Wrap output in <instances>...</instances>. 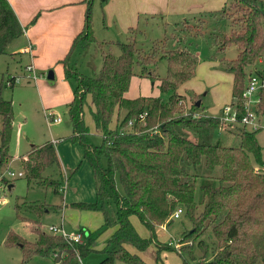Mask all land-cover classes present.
Returning <instances> with one entry per match:
<instances>
[{
  "label": "trees",
  "instance_id": "obj_1",
  "mask_svg": "<svg viewBox=\"0 0 264 264\" xmlns=\"http://www.w3.org/2000/svg\"><path fill=\"white\" fill-rule=\"evenodd\" d=\"M91 2L85 0L82 28L60 64L64 79L75 82L71 99L65 105L71 127L69 140L77 144L81 160L92 171L95 196L92 202L69 206L100 213L99 232L110 230V235L100 251L93 249L96 236L87 230H80L83 240L77 245L38 228L33 229V242L9 233L5 244L20 249L21 264L34 256L51 258L52 264H77V258L82 260L91 253L103 256L97 264H145L136 253L145 252L151 245L155 247L156 263L160 242L156 240L155 229L170 223L169 216L179 204L190 225L178 241L181 253L194 260L192 247L182 245L189 242L195 243L201 255L200 264H264V175L254 172L252 165L261 168L264 163L256 132L234 127L238 146L223 147L218 142L210 143V137L220 131L229 134L232 128L220 127L212 116L192 118V111L200 105L197 96L186 116L177 113L180 96L176 91L193 77L198 62L187 50H169L158 56L165 62L164 76L157 86L159 97L126 98L135 67L140 68L138 76L153 83L154 76L145 68L147 64L155 65L154 52L151 57L141 56L133 37L125 42H97L91 29ZM222 13L231 19L232 26L222 47L233 45L238 50L225 71L231 76L230 102L240 113L241 95L250 76L247 69L253 67L254 74L263 76L254 67H261L264 60V2L233 0L223 6ZM132 30L128 28L127 33ZM22 32L7 1L0 0V55H5L8 44ZM89 44L114 45L118 51L116 56L108 52L102 55L101 66L93 77L83 76L68 65L73 48ZM6 86L13 87L14 79H8ZM162 95H167L166 99ZM256 99L254 111L260 116L264 114V89ZM85 107L101 139L98 145L91 144L86 137ZM0 119L1 168L10 159L7 153L12 131L10 102L0 100ZM18 160L26 185L32 181L42 187L52 186L57 192L59 183L45 182L41 175L58 167L52 143L31 146ZM0 181L4 182L1 175ZM198 206L202 208L196 213ZM131 217H136L148 230V238L139 237ZM205 234L215 241V252L209 258L208 248L200 239ZM168 246L165 251H174ZM126 247L135 253L128 252ZM180 252L175 253L181 256ZM183 264L187 262L183 260Z\"/></svg>",
  "mask_w": 264,
  "mask_h": 264
},
{
  "label": "rangeland",
  "instance_id": "obj_2",
  "mask_svg": "<svg viewBox=\"0 0 264 264\" xmlns=\"http://www.w3.org/2000/svg\"><path fill=\"white\" fill-rule=\"evenodd\" d=\"M206 1L215 2V5L204 3ZM254 1L264 2V0ZM108 2L109 0L102 2L92 0L91 2V29L95 40L97 42H125L128 37H133L135 49L141 56H150L154 52L155 65L147 64L145 68L147 73L154 76L153 83L148 78L138 76L140 68L135 67L134 76L131 78L127 90L128 97H159L157 86L164 76L165 62L158 56L169 50H187L198 55L201 59V65L208 63L210 72L200 75L202 73L200 70H197L196 73L194 71L193 77L188 80L192 81V84L187 82L183 84L182 89L176 91L180 96L177 101V113L186 116L196 98L195 96H197L200 105L196 111L192 112L197 113L199 118L206 116L218 117L220 109L213 111L208 110V107L212 105L213 100L222 103L228 102L230 75L225 71V66L238 53L237 48L233 45L222 47L223 40L228 37L232 29L231 19L224 16L222 8L233 2V0H184L180 13L175 15L167 14L166 16L158 12L155 14L140 13L137 14V18L135 16V26L134 24L129 25L131 28L134 27L131 33H126L121 29L115 16L108 19L103 8ZM180 3L181 1L178 2V5ZM205 5L210 8L205 7ZM155 7H157V4ZM13 41V44L6 48L5 55H0V100L10 102L12 111L13 128L8 144V155L13 156L18 151V155L24 154L27 149H23L22 146L25 144H28V146H41L56 138L58 139L56 145L72 146L73 151H75L78 146L69 140L71 127L66 116L65 105L57 104V95L50 93L49 90H44L46 86L55 87L56 84L58 85L61 74L59 65H61L60 61L62 59L57 62L54 61L48 67L41 66L38 69L31 63L32 71L27 73L24 62L28 60V56L17 52L18 49L27 48L26 41L23 36H19ZM45 51L47 52V48H42L40 61L46 59L43 53ZM107 52L114 56L118 54L114 45L89 44L85 48L76 46L68 56V65L74 66L77 72L83 76L93 77L101 66L102 55ZM260 64L261 67L255 66L254 68L257 71L260 70L264 76V60H261ZM48 71L53 74L50 81L46 79ZM25 73L30 77L33 76L34 81L30 77L28 78ZM247 73L254 74L253 67L248 68ZM10 78L14 79L13 87L6 86V81ZM65 80L73 89L75 86L74 80ZM40 83H44V88L40 87ZM46 89L49 88L46 87ZM166 97L167 95H162L163 99H166ZM42 108H49L48 110L53 111L60 121L55 124L50 123L47 126ZM258 120L261 129L255 131V137L261 147V160L264 163V114L258 115ZM83 121L87 127L86 137L88 141L93 145H98L101 139L92 126L86 107L84 108ZM16 128L20 132L17 139L20 144L15 138ZM231 131L229 134L221 133V131V134L218 132L212 133L210 143L218 142L223 147H237L236 129H231ZM56 145L54 143V149L57 148ZM84 162L79 159L73 170L70 171L60 169L58 166L47 169L41 174L45 182L57 181L59 183L57 192H54L52 186L42 187L32 181L26 185L23 177H16L18 172H22L19 160L11 161L10 158L7 163L1 166L0 175L4 178L5 183L0 181V264H21L20 249L15 245L7 246L5 244L9 233L21 237L26 242H33L35 240L33 229L38 228L40 231L47 233L46 228L48 226H59L60 222L66 234L73 233L75 230L73 225L76 224L78 228L87 230L93 234V237L96 236L93 249L95 251L102 249L111 231L99 232L102 224L100 213L80 211L69 206L70 200L77 199V201L82 202V199H87L92 194L90 184L93 181V174L89 165ZM101 163L104 165L103 162ZM252 165L254 172L264 175V167L259 168L254 164ZM75 168L77 169L75 170ZM8 172L14 173V177L10 178L7 175ZM196 200H199L198 193L196 194ZM175 207L183 209L179 204ZM201 208V206H198L196 213L200 212ZM130 220L139 237H149L148 230L138 222L136 217H131ZM189 226V222L183 214L178 219L170 220L168 225H164L163 230L155 232L156 240L161 242L158 243L160 252L157 255V262L155 263L156 257H154L155 247L152 245L141 253V260L146 264H183V260L187 264H200L198 260L201 255L196 249L195 243L182 244L183 247H192L191 254L194 260H191L190 256L184 252H180L178 241L181 233L188 230ZM98 233L100 234L97 235ZM200 239L208 248L207 258H209L215 252V241L208 234L202 235ZM168 243H171V246L168 247H171L174 251H165L164 247ZM125 249L130 253H135L130 247ZM175 252H180L181 256H178ZM102 257L98 253H91L77 264H97ZM23 264H52V261L51 258L34 256ZM114 264L122 263L115 262Z\"/></svg>",
  "mask_w": 264,
  "mask_h": 264
},
{
  "label": "crops",
  "instance_id": "obj_3",
  "mask_svg": "<svg viewBox=\"0 0 264 264\" xmlns=\"http://www.w3.org/2000/svg\"><path fill=\"white\" fill-rule=\"evenodd\" d=\"M6 1L9 4L10 8L12 9L19 25L24 28L23 34L21 36L24 37L27 47L28 46L30 47V53L26 52L27 49L26 47L18 49L17 51L20 54H24V55L27 54L28 56V60L24 62V66L30 65L32 63L33 66L38 69L41 68V66L48 67L54 61L57 62L63 59L66 53L68 52L69 45L72 43L73 38L80 32L82 28V19L85 11V0H6ZM180 1L181 3L180 5H178V2ZM183 1L184 0H116V1L109 0V2L106 5H104L103 8L105 14L108 16V19H110L111 16H115L116 20L118 21V25L121 27V29H123L127 33V29L131 28L129 27V25L134 24L135 16L137 18V14L140 13L155 14L157 12L162 13L163 15L166 16L167 14H171V15L179 14L181 11V7L183 5ZM204 3H212L215 5V2H210V1H206ZM156 4L157 7H155ZM205 7L210 8L207 5H205ZM33 18H34L33 22L30 23ZM13 42L14 41L10 42L8 46L13 44ZM42 48H47V52L46 51L43 52L46 57L44 61H40ZM193 54L196 56L198 61L195 67V73L197 70H200L202 72L200 75L208 74L210 72V69L208 68V63H205L206 66L201 65L202 64L200 63L201 59H199L196 53L193 52ZM59 66L61 68V72H60L61 74L58 85L56 84L55 87L46 86L47 88H49L46 89V87L44 88L43 85L44 83H40V87L44 88V90H49L50 93H54L55 95H57L58 98L57 104H61L62 106V105H66L70 101L73 89L69 85L67 80L64 79L62 73V67L61 65ZM25 75H27V73H25ZM52 78H53V74H52ZM187 82H189V84H192V81H187ZM182 86L180 87L181 89L183 88ZM230 88H231V76L229 82V98H228L229 103L231 101ZM125 97L129 99L136 98L130 96L128 97L127 92L125 94ZM228 102L222 103L220 101L213 100L212 105L208 107V110L210 109L213 111H218L224 105L228 104ZM48 109L42 108V114L43 111H45L46 113H50L53 117L54 116L57 117L56 114L53 113V111H50ZM19 126L21 125L19 124ZM19 136H20L19 129L16 128L15 131L16 140L19 138ZM57 140H58L57 138L51 139L49 142L52 143L53 145L55 143L56 145ZM18 142L20 144V141ZM31 146L34 145L28 146V144L27 145L25 144L22 146V148L27 149L28 151ZM56 146L57 148H55V152L58 158L59 168L63 170L67 169L69 171L73 170L78 160L81 159V151L79 147H76L75 151H73L72 146H64L62 144ZM26 152L21 155H18L19 151L16 152L17 154L14 153L13 156H10L11 161L15 159L18 160V158L24 156ZM90 186L92 187V194L89 195L87 199H82V202L84 201L92 202L94 200L95 194H94L93 181L91 182ZM75 202H79V201H77V199H73L69 201V204ZM59 225L62 226L61 222ZM73 226L75 229L73 233L78 232L80 230H84L82 228H78L77 224ZM163 229L164 226H159L155 229V232ZM140 255L141 253L137 254L139 258H141Z\"/></svg>",
  "mask_w": 264,
  "mask_h": 264
},
{
  "label": "built area",
  "instance_id": "obj_4",
  "mask_svg": "<svg viewBox=\"0 0 264 264\" xmlns=\"http://www.w3.org/2000/svg\"><path fill=\"white\" fill-rule=\"evenodd\" d=\"M27 53H30V47L28 46L26 49ZM32 71L31 64L26 66V72L30 73ZM28 75V74H27ZM30 75H28V78ZM34 81V77H30ZM19 81V80H18ZM17 82V80H16ZM264 89V76H259L256 74H250L248 79L246 80L245 88L242 92L241 98L243 101V111L238 112L235 108L234 102H230L224 105L220 111L219 116L215 117L220 124V127L228 126V128L239 127L246 129L251 132H255L261 129L258 116L256 115L254 109L257 104V95L260 90ZM143 115L139 116V120H142ZM197 113L192 114V118H199ZM43 117L46 125L50 123H58L60 119L58 117H52L49 113L43 111ZM128 126L131 125V122L127 124ZM7 175L12 178L14 177V173L8 172ZM21 172L16 174V177H21ZM1 202V201H0ZM183 209L180 207H176L169 216V220H175L182 215ZM47 233L51 235L60 236L66 242L72 244H80L83 240V234L80 231L75 233L66 234L63 230L62 226H54L50 225L47 228ZM171 245V243H168ZM77 262L80 263V259L77 258Z\"/></svg>",
  "mask_w": 264,
  "mask_h": 264
},
{
  "label": "water",
  "instance_id": "obj_5",
  "mask_svg": "<svg viewBox=\"0 0 264 264\" xmlns=\"http://www.w3.org/2000/svg\"><path fill=\"white\" fill-rule=\"evenodd\" d=\"M99 1L102 2L104 0H99ZM46 79L49 81L52 79V73L50 71L47 72ZM195 106H198V102L195 103Z\"/></svg>",
  "mask_w": 264,
  "mask_h": 264
}]
</instances>
